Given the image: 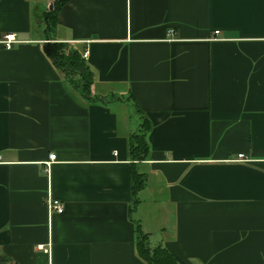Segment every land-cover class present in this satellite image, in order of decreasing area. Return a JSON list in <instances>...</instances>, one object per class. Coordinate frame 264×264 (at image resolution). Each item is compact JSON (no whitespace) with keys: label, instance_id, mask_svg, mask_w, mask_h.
<instances>
[{"label":"crops","instance_id":"crops-1","mask_svg":"<svg viewBox=\"0 0 264 264\" xmlns=\"http://www.w3.org/2000/svg\"><path fill=\"white\" fill-rule=\"evenodd\" d=\"M51 2L0 0L19 39L0 45V264H146L136 226L184 264H264V0H69L47 39ZM47 41L86 50L113 98H82ZM130 102L151 122L135 205Z\"/></svg>","mask_w":264,"mask_h":264},{"label":"trees","instance_id":"trees-1","mask_svg":"<svg viewBox=\"0 0 264 264\" xmlns=\"http://www.w3.org/2000/svg\"><path fill=\"white\" fill-rule=\"evenodd\" d=\"M68 1L52 0L50 9L42 12L40 19L44 23L43 34L47 39H51L49 31L56 26L59 10ZM42 47L44 54L51 64L62 73L64 80L86 101L101 104L113 98V93L111 92L104 95L92 93L91 87L94 83V72L87 63L82 51L69 43L57 41H47ZM135 109L140 115V122L128 135L127 148L128 156L131 160L130 192L134 205L137 202L136 193L144 185V175L137 171L135 162H140L146 158L148 152L147 134L151 129L150 120L136 105ZM135 246L137 255L146 264H184L167 244L151 246L147 235L142 233L138 226H136Z\"/></svg>","mask_w":264,"mask_h":264},{"label":"built area","instance_id":"built-area-1","mask_svg":"<svg viewBox=\"0 0 264 264\" xmlns=\"http://www.w3.org/2000/svg\"><path fill=\"white\" fill-rule=\"evenodd\" d=\"M214 33H218L217 30L214 31ZM172 31L168 30V35H171ZM19 41L16 33L13 32H7L4 33L1 37H0V45L4 48V49H11L13 47V45L15 43H17ZM83 56L86 58L87 56V51H83ZM55 159V154H50L49 155V160L46 162V166L48 168V166L50 165L51 161ZM235 160L238 161H243V162H248L249 158H247L246 156H244L243 154H237ZM46 206L48 207L49 210H52L54 212H62L63 211V204L60 200L58 199H54V198H50L48 197L46 199Z\"/></svg>","mask_w":264,"mask_h":264},{"label":"rangeland","instance_id":"rangeland-1","mask_svg":"<svg viewBox=\"0 0 264 264\" xmlns=\"http://www.w3.org/2000/svg\"><path fill=\"white\" fill-rule=\"evenodd\" d=\"M49 8V7H48ZM43 11H45V10H43ZM42 34H43V32H42ZM49 34H52V30H50L49 31ZM129 104V108H130V111L132 112V114H131V116H133V117H139V114H136L135 112H134V104L132 103V102H130V103H128ZM140 120V119H139ZM147 205H144L143 206V209H147Z\"/></svg>","mask_w":264,"mask_h":264},{"label":"water","instance_id":"water-1","mask_svg":"<svg viewBox=\"0 0 264 264\" xmlns=\"http://www.w3.org/2000/svg\"><path fill=\"white\" fill-rule=\"evenodd\" d=\"M51 7V6H50ZM49 7V8H50ZM40 14H38L37 13V15H36V13H34V18H35V20L37 21V22H40V16H39Z\"/></svg>","mask_w":264,"mask_h":264}]
</instances>
